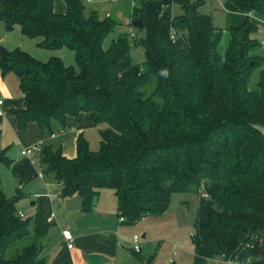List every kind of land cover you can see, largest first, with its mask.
Instances as JSON below:
<instances>
[{
    "label": "trees",
    "instance_id": "1",
    "mask_svg": "<svg viewBox=\"0 0 264 264\" xmlns=\"http://www.w3.org/2000/svg\"><path fill=\"white\" fill-rule=\"evenodd\" d=\"M62 1L59 14L54 0H0L5 30L19 25L22 35L42 38L40 47L70 48L76 61L74 68L0 46L1 74L13 73L23 96L24 107L13 110L17 128L36 122L51 135L80 113L106 125L97 150L79 134L73 158L41 145V173L61 184V197L79 195L84 212L100 189L113 190L116 216L127 225L162 215L174 193L202 192L192 264L221 255L264 264V70L257 88L248 87L264 64L256 25L247 16L228 27L220 52L223 32L200 13L204 0H134L128 25L137 35L130 36L145 56L136 64L127 33L104 47L120 24L114 15L100 18L87 0ZM174 3L180 15H172ZM223 8L264 16V0H224ZM10 163L1 151L0 167ZM19 198L0 187V264H44L36 222L19 215Z\"/></svg>",
    "mask_w": 264,
    "mask_h": 264
},
{
    "label": "crops",
    "instance_id": "2",
    "mask_svg": "<svg viewBox=\"0 0 264 264\" xmlns=\"http://www.w3.org/2000/svg\"><path fill=\"white\" fill-rule=\"evenodd\" d=\"M129 1L132 6L133 0ZM65 8L62 0H58L56 4L54 0L56 13H64ZM227 13L233 21V27L240 26L247 16L252 23L257 25L258 16L255 13L242 14L228 11ZM128 16L125 18L126 24H128ZM6 32L8 31L0 23V46L7 50L19 48L8 46V43L11 42H8L10 39H8ZM0 100H2L0 104V152H4L5 156L11 160L9 166L0 167V187L7 198L20 195L18 202L29 203L26 205L27 208L22 207L18 210L23 216H34L32 218L36 222L35 234L42 241L45 237L46 225L56 224L60 226L61 249L54 256L47 258L43 255L44 242H42L40 257L45 261L44 264H103L102 261L93 258V256L103 255L106 260L113 259L116 261L118 244H121L122 241L130 243V238H124L119 242L117 240V234L121 237L125 235L120 232L122 230L120 225L124 223L118 218H116L115 223L111 221L112 215L117 210V201L115 204L113 197L112 199L110 197V201L109 199H102L98 193L93 200L90 211L78 213L77 221L71 224H62L60 220L56 219L54 210L57 203L55 196L63 198L60 196L61 184L56 182L51 174H42L40 177V171L36 170V161L32 158V154L35 152L39 156V147L43 144H52L54 147L60 148L62 154L68 158L75 157L76 141L79 134L85 137L86 128L92 127L90 115L80 113L76 117L68 118L67 129L64 131L59 129L60 131H54L51 135L42 130L36 122H30L25 129L19 130L16 117L13 114V110L24 107L19 81L13 73L2 75L1 71ZM26 149H31V152L22 154V151ZM49 175L52 180L48 177ZM74 198H78L76 200L80 206L81 198ZM107 201L108 205L103 206L104 202ZM65 229H69L73 237L74 246L72 249H67L62 239L61 231ZM111 233L117 234L114 237L110 235ZM145 237L146 234L143 233L141 238ZM163 250L164 247L161 248V252ZM139 253H141V248ZM139 259L142 258L139 257ZM152 264H157V260L154 259Z\"/></svg>",
    "mask_w": 264,
    "mask_h": 264
},
{
    "label": "rangeland",
    "instance_id": "3",
    "mask_svg": "<svg viewBox=\"0 0 264 264\" xmlns=\"http://www.w3.org/2000/svg\"><path fill=\"white\" fill-rule=\"evenodd\" d=\"M57 1L58 0H55V4ZM223 3L224 0H204L203 5L199 8L200 13L210 16L213 25L218 30L223 32L219 45L220 52H223L226 44L228 43L229 36L227 28L234 25L227 11L223 8ZM86 6L87 8L96 10L100 18H104L112 14L120 22V24L114 28L113 32L106 37L104 41L105 48H107L111 44L112 40H115L119 34L127 33L130 37V55L132 61L136 64H140L144 61L145 56L143 50L141 47L134 45L133 37L130 36V34L135 35L136 32L132 27L125 23V18L130 13L132 7L129 0H92L91 2L87 1ZM171 10L173 16L180 15L182 13L179 4L176 3L172 5ZM255 14L258 16V21L256 25L257 28L252 33V37L261 45L255 52L264 57V47H262L264 46V16L258 15L257 13ZM6 34L9 37L8 39H10L8 42H11L8 43L10 48L19 47L40 61H47L52 56L59 57L65 65L76 68L75 54L70 48L63 47L61 49L51 50L40 47L38 42L41 41L42 38H30L22 35L19 25H14L10 31L6 32ZM261 70H264V64L256 68L250 75L248 82L249 89L255 90L257 88V82ZM105 127V124H100L98 126L86 128L84 138L88 140L89 146L92 150L98 149L100 140L99 130ZM260 129L262 133H264V127H261ZM32 158L36 161V170L42 172L39 156L36 152L35 154H32ZM48 177L50 178V175ZM98 193L102 199H109V201L110 197L111 199L113 197L116 204V196L113 190L103 188L100 189ZM200 194L202 195V192L199 194L174 193L171 197L168 209L162 215H149L132 225H120L122 228L120 232L125 234L124 237H121L117 233L110 234L114 237L117 234V240L119 242L124 238H130L131 240L133 235L141 237V235L145 233L146 237L141 238L140 240L141 253H134L132 251L131 243L122 241L121 244H118V257L116 258V261L113 259L106 260L104 255L98 257L93 256L94 260L98 259L102 261L103 264H137L139 257L144 261L154 257L153 262L154 259H156L157 264H192L194 246L191 237L195 231ZM74 197L80 196L77 194L64 198L55 196L57 199V203L54 208L55 217L57 220H60L62 224L67 225L77 221L78 213L83 212L81 210V203L79 206L78 200H76L78 198ZM27 204L29 203L27 202L23 204L17 202L16 206L18 209L22 207L27 208ZM106 205H108V201L103 204V206ZM77 209L80 211H76ZM116 218L117 216L115 212L112 215L111 221L115 223ZM46 226L45 237L42 241L44 242L43 255L47 258H51V256H54V254L61 249V243L59 241L60 226L56 224ZM163 247L164 250L161 252V248ZM209 264L213 263L209 261ZM235 264L247 263L235 262Z\"/></svg>",
    "mask_w": 264,
    "mask_h": 264
},
{
    "label": "built area",
    "instance_id": "4",
    "mask_svg": "<svg viewBox=\"0 0 264 264\" xmlns=\"http://www.w3.org/2000/svg\"><path fill=\"white\" fill-rule=\"evenodd\" d=\"M88 2H90V0H87ZM2 103V100H0V104ZM1 114V111H0ZM31 152V149H26L24 151H22V154H29ZM39 176H42V173H39ZM203 196L206 197V194L203 193ZM20 216H23V214L21 212H19ZM120 221H123L122 218L119 219ZM61 236L62 239L65 243V246L67 247V249H72L74 244H73V237L71 235V232L69 229H65L61 231ZM140 240L141 237H139L138 235H133L130 243L132 246V251L135 253H139L140 252ZM210 262H212L213 264H235V262L233 260H231L230 258L225 257L224 255H221L219 257H216L214 259H211Z\"/></svg>",
    "mask_w": 264,
    "mask_h": 264
},
{
    "label": "clouds",
    "instance_id": "5",
    "mask_svg": "<svg viewBox=\"0 0 264 264\" xmlns=\"http://www.w3.org/2000/svg\"><path fill=\"white\" fill-rule=\"evenodd\" d=\"M164 75H167V73L165 72V73H163Z\"/></svg>",
    "mask_w": 264,
    "mask_h": 264
}]
</instances>
